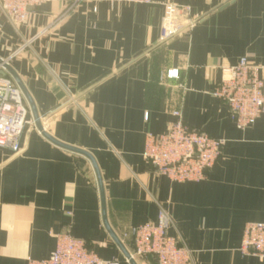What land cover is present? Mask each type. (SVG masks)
<instances>
[{"label":"crops","instance_id":"1","mask_svg":"<svg viewBox=\"0 0 264 264\" xmlns=\"http://www.w3.org/2000/svg\"><path fill=\"white\" fill-rule=\"evenodd\" d=\"M74 1L44 4L18 26L0 18V59L29 111L21 151L0 146V264L46 259L66 231L130 264L132 228L161 211L192 264H264L239 251L244 227L264 223V116L242 131L212 95L243 57L264 83V0ZM170 5L184 29L162 40ZM175 112L224 142L200 183H174L142 156Z\"/></svg>","mask_w":264,"mask_h":264},{"label":"built area","instance_id":"2","mask_svg":"<svg viewBox=\"0 0 264 264\" xmlns=\"http://www.w3.org/2000/svg\"><path fill=\"white\" fill-rule=\"evenodd\" d=\"M62 0H0V18L6 17L12 25L24 24L34 10L44 4ZM84 0L71 3L74 8ZM110 4H143L151 0H93ZM188 11V9H186ZM176 7L168 6L163 21L162 40H168L184 29L176 21ZM10 63L0 62V146L14 153L21 151V138L28 124L29 111L21 88L9 76ZM262 67L252 64L246 57L235 65L222 69V78L212 95L224 102L230 118L242 131L264 116ZM169 79H178V72H169ZM164 134H148L143 158L156 173L174 183H200L206 180L215 166L224 142L187 126L180 113ZM171 220L161 211L155 224H142L132 228L133 250L125 261L152 256L158 264H192L193 251L179 238L168 234ZM243 256L264 260V223H249L244 227L239 249ZM26 264H121V260H103L87 243L76 239L69 231L58 236L55 250L46 259H28ZM131 264V263H130Z\"/></svg>","mask_w":264,"mask_h":264},{"label":"water","instance_id":"3","mask_svg":"<svg viewBox=\"0 0 264 264\" xmlns=\"http://www.w3.org/2000/svg\"><path fill=\"white\" fill-rule=\"evenodd\" d=\"M229 1H231V0H229ZM229 1H227V2H229ZM227 2H225V3H227ZM0 62H1V59H0ZM8 70L11 71V68H8ZM19 85H20V87L23 89V87H22V85H21L20 83H19ZM53 116H54V115H52V116L50 117V119H51ZM37 129H38L43 135L47 136L46 133H45V131H44V129H43V127L39 124V119H38V118H37ZM125 256H126V257H129V253H126ZM130 263H131V264H135V261L131 260Z\"/></svg>","mask_w":264,"mask_h":264}]
</instances>
